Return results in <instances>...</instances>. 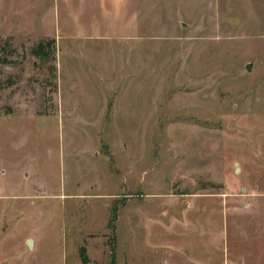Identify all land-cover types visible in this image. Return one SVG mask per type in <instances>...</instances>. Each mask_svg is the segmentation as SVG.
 I'll return each mask as SVG.
<instances>
[{"label": "rangeland", "instance_id": "1", "mask_svg": "<svg viewBox=\"0 0 264 264\" xmlns=\"http://www.w3.org/2000/svg\"><path fill=\"white\" fill-rule=\"evenodd\" d=\"M113 254L264 264V0H0V264Z\"/></svg>", "mask_w": 264, "mask_h": 264}, {"label": "trees", "instance_id": "2", "mask_svg": "<svg viewBox=\"0 0 264 264\" xmlns=\"http://www.w3.org/2000/svg\"><path fill=\"white\" fill-rule=\"evenodd\" d=\"M49 47L50 46H52V44L49 42ZM34 53L36 54V55H38V56H40L42 59H46L47 58V56H48V53H46L45 52V46L43 45V44H40V46L39 47H37L35 50H34ZM117 209L115 208L114 209V212H113V214H114V216H113V218L111 219V227H112V230H114V223L116 222V220H117ZM112 264H115V256H114V254H113V256H112ZM82 262H85V263H88V259H87V257H86V255H85V253L84 254H82Z\"/></svg>", "mask_w": 264, "mask_h": 264}, {"label": "water", "instance_id": "3", "mask_svg": "<svg viewBox=\"0 0 264 264\" xmlns=\"http://www.w3.org/2000/svg\"><path fill=\"white\" fill-rule=\"evenodd\" d=\"M246 70H248V71L250 72V66H248V67L246 68ZM28 247H29V248L32 247V242H31V241L28 242Z\"/></svg>", "mask_w": 264, "mask_h": 264}]
</instances>
